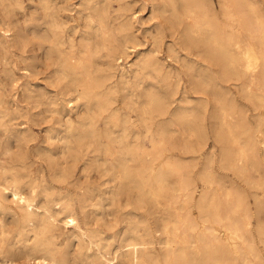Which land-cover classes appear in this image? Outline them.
Here are the masks:
<instances>
[{"label":"bare ground","instance_id":"bare-ground-1","mask_svg":"<svg viewBox=\"0 0 264 264\" xmlns=\"http://www.w3.org/2000/svg\"><path fill=\"white\" fill-rule=\"evenodd\" d=\"M218 1L149 0L140 5L156 21L141 35L136 0H80L83 23L70 26L61 17L64 0H41L46 28L33 34L55 58L62 101L84 109L68 118L64 134L49 138L63 140L60 153L74 160L90 154L85 169L111 173L105 195L77 185L78 199L82 209L94 196L111 208L126 194V225L116 239L81 223L74 196L14 150L30 140L28 127H17L21 107L11 112L0 95V264L20 256L35 264H264V5ZM164 49L183 70L161 57ZM133 51L130 68L122 67L118 61ZM239 97L252 104L254 123ZM210 137L214 143L204 150ZM215 162L256 189L255 208L249 193L219 176ZM71 171L59 169L56 178L65 181ZM143 206L159 212L156 230L137 211Z\"/></svg>","mask_w":264,"mask_h":264},{"label":"rangeland","instance_id":"rangeland-1","mask_svg":"<svg viewBox=\"0 0 264 264\" xmlns=\"http://www.w3.org/2000/svg\"><path fill=\"white\" fill-rule=\"evenodd\" d=\"M76 1L64 0V6L61 10V17L67 20V25L69 26L74 24L82 25L84 20V11L82 12L81 5L78 4L80 0ZM212 1H214L215 4L219 5L218 0ZM147 2H149V0H136L133 6V10L138 11L135 12L134 17L136 19L135 25L141 35V31L144 26L148 25V23L150 22L156 21V18L149 19L150 16L153 15L150 12V8L141 7ZM261 2L264 5V0H261ZM10 4L12 5V7ZM40 5L41 0H12L11 3L9 0H4L0 2V95L1 97H3L5 105L11 112L16 111L18 107H21V112H18V118L14 119L13 122H19L20 125H18L17 127L27 126L30 138V140H28L26 144L15 143L13 147L16 151H24L25 162L33 163V167L35 168V170L37 167L42 166L43 170L49 177L48 179L55 186V189L68 191L72 196H74V198L76 199V213L82 224L87 223L90 227L101 229L105 236L115 237L116 239H118V234L124 229V226L126 225V223L122 221L123 216L121 214V205H125L127 195H120L119 204L113 205L111 208L108 206L102 207V205L98 203L100 202V198L98 196H94L93 199L88 201L86 207L82 209L78 199L79 190L77 188V185L89 184L96 188L95 194L97 192H101V194H104V191L107 190V186L112 184V181H110L111 173H105L101 170V168L97 169L92 167L90 169H85L84 164L85 162H88V160H90L88 159L90 154H82L74 160L67 153H60V151H62L64 143L63 140H60L59 138H49V135L54 134L55 132L64 134L68 118H77L78 113H82L84 109H81L82 107L78 106L77 102H75V105L73 106L71 105V103L62 101V99L60 98L62 93L61 89L64 88V83L58 82L54 74L53 70L55 68V58H48L47 56H45L48 47L47 43L33 34L34 29H36V31L40 33L46 28V23H44V21L46 20L45 10ZM138 5H140L139 8ZM79 17H81L82 19ZM159 19L162 21L163 28H166V41L171 42L172 36L170 35L171 32L169 30L168 22H166V20L162 17H160ZM66 33L67 35L72 34L70 31H67ZM21 36L28 37L27 41L23 45L16 42V40ZM45 44L46 47H44ZM135 53L136 52L133 51L131 56L128 58L122 57L120 59L121 61L119 60L118 63L122 67L129 69V64L132 61V59L130 58L135 55ZM43 55L44 57H42ZM161 57L165 58V61L170 65L179 67L181 70L184 69L180 62L172 60L168 57V52L166 49L161 52ZM186 75V73H182V84L190 87V83L188 80L189 78ZM229 84L235 92L238 91V87L235 85L234 80L230 81ZM29 88H31L32 91L28 90ZM49 95L55 96V103H49ZM178 96H180V94H178L177 97ZM119 97L121 98V96ZM15 99L17 100V102H14ZM239 100L241 105H243L247 109V113L249 114L248 116L254 123L255 118L253 116L254 111L252 108V104L241 97H239ZM0 129V133H3L4 131H2V127H0ZM210 138L211 139H209V143L204 148V150H208L209 145H212L214 143L213 137ZM47 149L49 150V152L47 151ZM49 153L52 154L51 158L48 157ZM172 153H179V155L182 156L191 155L181 153L177 149L173 150ZM205 155L206 153H204V156ZM204 156L201 158V160L204 159ZM197 167L198 169L200 168L199 165ZM197 167L195 168V171H198ZM214 167L219 176L225 179L227 183H234L239 188L244 190L247 194L249 193V203L254 207L255 203L253 193L256 191V189L250 186L248 182L246 183V181L242 177L238 176L234 171L221 168L218 162L214 163ZM63 168H72L71 176H69L65 181H60L56 178L55 172ZM252 175L253 177H256L259 176V173L253 172ZM197 184V194H199V191L202 190L203 186L199 180L197 181ZM119 207L120 210H116ZM137 211H139V213L146 217L148 223L154 230L159 227V212L156 211L153 207L143 206L140 207ZM255 223H257L256 218ZM70 230L71 228H69V230L64 229L62 234L60 235L59 241L62 243V245L65 244L67 233ZM74 245H76V243ZM35 263L36 262L32 258L20 256L17 257V259L11 264Z\"/></svg>","mask_w":264,"mask_h":264}]
</instances>
